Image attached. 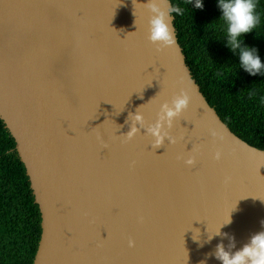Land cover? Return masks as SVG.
Instances as JSON below:
<instances>
[{
	"label": "water",
	"instance_id": "1",
	"mask_svg": "<svg viewBox=\"0 0 264 264\" xmlns=\"http://www.w3.org/2000/svg\"><path fill=\"white\" fill-rule=\"evenodd\" d=\"M143 2L0 0V119L41 214L32 264H221L227 237L203 242L234 202L220 231L236 248L264 227V150L207 102L173 15L175 44L148 40ZM181 90L176 142L154 148L145 128ZM136 110L145 128L125 139Z\"/></svg>",
	"mask_w": 264,
	"mask_h": 264
},
{
	"label": "trees",
	"instance_id": "2",
	"mask_svg": "<svg viewBox=\"0 0 264 264\" xmlns=\"http://www.w3.org/2000/svg\"><path fill=\"white\" fill-rule=\"evenodd\" d=\"M183 9L172 14L179 44L193 78L222 121L248 144L264 150V75H249L225 44L224 22L216 0L192 8L188 0H170ZM260 22L245 33L264 61V0H256ZM254 95L249 96V92ZM41 235V214L15 140L0 119V264H32Z\"/></svg>",
	"mask_w": 264,
	"mask_h": 264
},
{
	"label": "clouds",
	"instance_id": "3",
	"mask_svg": "<svg viewBox=\"0 0 264 264\" xmlns=\"http://www.w3.org/2000/svg\"><path fill=\"white\" fill-rule=\"evenodd\" d=\"M145 5L151 11L152 15L148 20V40L158 47L172 46L175 44V32L172 26V14L181 15L183 9L173 5L170 0H144ZM192 8H202L203 0H188ZM220 9L221 18L224 22L225 44L234 54L238 55V65L249 75L260 73L264 75V61L261 60L258 50L255 46H249L243 43V36L256 28L260 22V16L256 11V0H216ZM254 95L250 91L249 96ZM264 102V98H262ZM189 96L183 91L173 97L171 102L165 101L160 104L157 119L145 128L144 115L140 111L130 112L131 125L127 133L123 134L125 139L132 138L140 128H145L146 132L153 137L152 146H160L165 139L169 143H175L176 139L169 132L173 127L174 119L187 108ZM139 108V107H137ZM211 135H215L211 132ZM219 151L214 153V159H220ZM187 165H192L194 159L189 156L185 159ZM228 178L226 177V180ZM264 200V199H262ZM234 202L227 211V214L218 228L208 234L207 240L210 241L213 236L227 237V244L221 240L215 245L210 253L221 264H264V227L262 230L252 233L246 242L239 248H236L235 238L220 229L224 225L231 223V212L235 210ZM264 226V220L260 221ZM198 239V236L193 237ZM131 247L134 242L129 240ZM200 264H206V260H201Z\"/></svg>",
	"mask_w": 264,
	"mask_h": 264
}]
</instances>
